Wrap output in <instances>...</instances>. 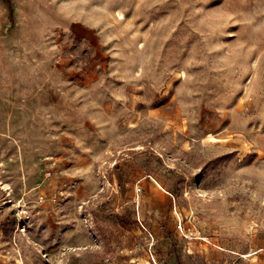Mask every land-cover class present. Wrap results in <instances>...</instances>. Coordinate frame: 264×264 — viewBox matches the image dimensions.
Returning <instances> with one entry per match:
<instances>
[{
    "label": "rangeland",
    "instance_id": "374dc122",
    "mask_svg": "<svg viewBox=\"0 0 264 264\" xmlns=\"http://www.w3.org/2000/svg\"><path fill=\"white\" fill-rule=\"evenodd\" d=\"M0 264H264V0H0Z\"/></svg>",
    "mask_w": 264,
    "mask_h": 264
}]
</instances>
